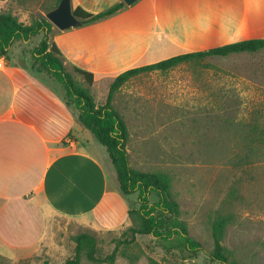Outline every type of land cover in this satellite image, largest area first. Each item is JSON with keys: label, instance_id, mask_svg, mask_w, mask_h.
<instances>
[{"label": "crops", "instance_id": "crops-1", "mask_svg": "<svg viewBox=\"0 0 264 264\" xmlns=\"http://www.w3.org/2000/svg\"><path fill=\"white\" fill-rule=\"evenodd\" d=\"M71 1L73 11L91 14L125 4L109 18L68 30L54 26L50 34L67 68L93 74L91 93L130 69L264 40V0ZM10 11L0 0V12ZM30 42L14 44V60L0 55V256L7 258L36 250L55 217L107 230L131 221L107 150L58 86L34 71ZM242 54L251 53L226 57Z\"/></svg>", "mask_w": 264, "mask_h": 264}, {"label": "rangeland", "instance_id": "rangeland-1", "mask_svg": "<svg viewBox=\"0 0 264 264\" xmlns=\"http://www.w3.org/2000/svg\"><path fill=\"white\" fill-rule=\"evenodd\" d=\"M4 1L10 5V13L17 11L21 22L32 24L48 20L57 0ZM43 38V33L34 36L30 46L37 47ZM18 47L13 45L10 50L12 60ZM67 70L80 87H88L83 76L69 67ZM96 88L101 90L92 91L95 100L106 104L109 81ZM59 89L66 99L62 87ZM113 105L129 129L127 149L132 168L171 176L181 220L204 251L186 259L179 250L166 249L151 235H138L128 244L132 218L122 228L107 230L55 217L36 250L15 253L14 258L0 256V264H65L75 257L73 238L81 233L96 237L98 257L106 258L116 251L115 264H219L212 263L208 253L214 248L213 222L222 216L232 217L223 241L230 258L239 264H264L262 51L207 56L168 72L143 73L115 93ZM126 197L130 211L140 208L139 193ZM151 199L157 202L158 196L153 193ZM82 264L95 263L84 256Z\"/></svg>", "mask_w": 264, "mask_h": 264}, {"label": "trees", "instance_id": "trees-1", "mask_svg": "<svg viewBox=\"0 0 264 264\" xmlns=\"http://www.w3.org/2000/svg\"><path fill=\"white\" fill-rule=\"evenodd\" d=\"M60 2L61 0H57L49 12L55 10ZM124 7V3H119L100 14H91L81 8H76L74 14L82 19L84 24H90L109 18ZM52 31L53 24L45 18L26 25L12 13L0 12V55L8 58L16 42H30L39 33L44 34L43 40L32 52L34 71L62 87L67 103L74 105V109L78 111L81 124L91 131L96 140L107 150L115 167L121 192L126 196L139 193L140 208L130 211L134 225L129 228L128 244L134 243L138 235H151L161 241L166 249L179 250L186 259L197 257L204 251V248L199 241L191 237L187 225L181 220V206L174 198L171 176L166 173L142 172L132 168L127 149L129 129L126 121L113 105L114 95L132 78L143 73L168 72L183 63L207 56L226 57L234 53H257L264 49V40H245L209 51L184 54L148 66L130 69L115 79L106 104L99 105L91 93L94 83L93 74L74 68L76 74L85 78L88 87L82 88L78 85L67 70L63 54L50 40ZM153 193L158 196L157 202H152ZM231 222V216H222L213 222L214 248L208 253L212 263L239 264L230 258L223 244L226 230ZM73 241L76 244V255L65 264H82L84 256L95 264H115L116 251L106 258L97 256L98 241L93 235L81 233L75 236ZM151 264L159 263L152 261Z\"/></svg>", "mask_w": 264, "mask_h": 264}, {"label": "water", "instance_id": "water-1", "mask_svg": "<svg viewBox=\"0 0 264 264\" xmlns=\"http://www.w3.org/2000/svg\"><path fill=\"white\" fill-rule=\"evenodd\" d=\"M137 1L138 0H124L127 5H133ZM47 18L60 30H68L73 27L84 25V21L74 14L71 0H61L59 6L47 14Z\"/></svg>", "mask_w": 264, "mask_h": 264}, {"label": "built area", "instance_id": "built-area-1", "mask_svg": "<svg viewBox=\"0 0 264 264\" xmlns=\"http://www.w3.org/2000/svg\"><path fill=\"white\" fill-rule=\"evenodd\" d=\"M3 67H4V63L0 62V68H3Z\"/></svg>", "mask_w": 264, "mask_h": 264}]
</instances>
